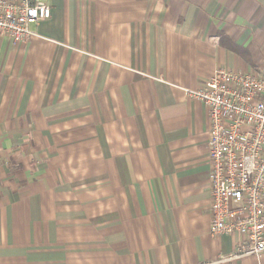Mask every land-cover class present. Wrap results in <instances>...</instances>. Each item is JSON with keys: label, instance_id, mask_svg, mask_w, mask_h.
Here are the masks:
<instances>
[{"label": "crops", "instance_id": "0c3cea01", "mask_svg": "<svg viewBox=\"0 0 264 264\" xmlns=\"http://www.w3.org/2000/svg\"><path fill=\"white\" fill-rule=\"evenodd\" d=\"M0 36V264H264L209 235L218 68L264 76V0H48Z\"/></svg>", "mask_w": 264, "mask_h": 264}, {"label": "built area", "instance_id": "2783aa9c", "mask_svg": "<svg viewBox=\"0 0 264 264\" xmlns=\"http://www.w3.org/2000/svg\"><path fill=\"white\" fill-rule=\"evenodd\" d=\"M48 0H0V36L27 41L50 19ZM207 110L209 235L240 237L234 257L264 253V76L216 69L187 91Z\"/></svg>", "mask_w": 264, "mask_h": 264}]
</instances>
